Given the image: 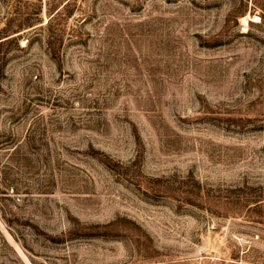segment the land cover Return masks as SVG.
<instances>
[{
	"label": "rangeland",
	"instance_id": "obj_1",
	"mask_svg": "<svg viewBox=\"0 0 264 264\" xmlns=\"http://www.w3.org/2000/svg\"><path fill=\"white\" fill-rule=\"evenodd\" d=\"M0 264H264V0H0Z\"/></svg>",
	"mask_w": 264,
	"mask_h": 264
},
{
	"label": "bare ground",
	"instance_id": "obj_2",
	"mask_svg": "<svg viewBox=\"0 0 264 264\" xmlns=\"http://www.w3.org/2000/svg\"><path fill=\"white\" fill-rule=\"evenodd\" d=\"M252 20H253V21H255V22H259L260 18H259V17H257V16H255V17H253V18H252ZM244 24H245V25H247V24H248V21H247V19H245V20H244Z\"/></svg>",
	"mask_w": 264,
	"mask_h": 264
}]
</instances>
